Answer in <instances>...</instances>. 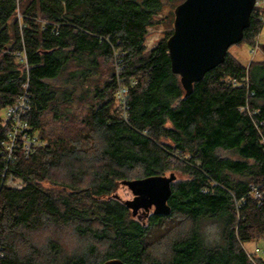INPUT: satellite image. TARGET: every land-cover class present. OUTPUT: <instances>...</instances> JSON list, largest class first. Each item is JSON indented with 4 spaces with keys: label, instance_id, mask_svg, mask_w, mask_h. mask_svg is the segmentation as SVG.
<instances>
[{
    "label": "trees",
    "instance_id": "16d2710c",
    "mask_svg": "<svg viewBox=\"0 0 264 264\" xmlns=\"http://www.w3.org/2000/svg\"><path fill=\"white\" fill-rule=\"evenodd\" d=\"M181 1L0 0V264H264L244 247L264 238V58L227 52L185 96L164 14ZM260 13L237 44L254 45ZM170 173L167 215L141 221L115 194Z\"/></svg>",
    "mask_w": 264,
    "mask_h": 264
},
{
    "label": "water",
    "instance_id": "95a60500",
    "mask_svg": "<svg viewBox=\"0 0 264 264\" xmlns=\"http://www.w3.org/2000/svg\"><path fill=\"white\" fill-rule=\"evenodd\" d=\"M256 0H183L173 9L172 33L166 39L171 72L179 77L185 96L206 72L221 64L230 46L239 43L250 24ZM175 174L150 175L124 181L131 198L123 204L132 216L167 215ZM101 264H127L111 258Z\"/></svg>",
    "mask_w": 264,
    "mask_h": 264
},
{
    "label": "rangeland",
    "instance_id": "374dc122",
    "mask_svg": "<svg viewBox=\"0 0 264 264\" xmlns=\"http://www.w3.org/2000/svg\"><path fill=\"white\" fill-rule=\"evenodd\" d=\"M175 7V6H174ZM172 8H167L164 11V14L168 16V19L171 18V29H172V22H173V9ZM170 11V12H169ZM171 13L172 15H169ZM166 19V20H168ZM169 24H160L159 26H150L148 27V32L145 40V47L147 49H150L156 41L164 36V33L168 30ZM256 40L259 43L258 49H256V52L252 54L251 49L256 45ZM254 45L252 46L249 43L242 42L241 44H234L230 46L228 49V52L235 56L241 63L243 64H248L251 59L257 60V59H263L264 58V48L262 47L264 44V24L258 33L257 37L255 38ZM218 155L223 156L224 153L221 150H218ZM168 175V174H167ZM10 181V180H9ZM10 184L12 186H17L19 187L18 181H10ZM115 194L119 197L120 200H126L131 198V193L128 190V188L124 185H119L118 188L115 191ZM146 217V216H145ZM145 217H141L139 220H143ZM178 221L172 220L167 222L165 225L166 227L169 228H174L175 230H169L171 234H174L176 232L183 233V228L184 230L188 228L189 222L188 221H181V223H177ZM208 225H213V231L209 233L207 231V226ZM179 229V230H178ZM168 230V229H166ZM200 230L202 233L205 235V238L208 240L210 243H215L218 240V227L214 223H210L207 220H203L200 223ZM244 247L245 249L252 254H255L257 256H264V238H259V239H251L250 241L244 242Z\"/></svg>",
    "mask_w": 264,
    "mask_h": 264
},
{
    "label": "built area",
    "instance_id": "2783aa9c",
    "mask_svg": "<svg viewBox=\"0 0 264 264\" xmlns=\"http://www.w3.org/2000/svg\"><path fill=\"white\" fill-rule=\"evenodd\" d=\"M261 6H264L263 1L262 0H256L254 7H261ZM260 18H261L262 26H263V24H264L263 13H260ZM255 43H256V45L251 49L252 54H254L256 52V49H258L259 43L257 42V40ZM125 93H126V90L124 88H122V86L118 87L117 98H118L123 109H125V107H126ZM26 107H27V105L25 104V99L22 98L18 103L14 104L13 106H9L7 108L6 115L12 114L17 119L18 118L17 116L19 115V113L22 112ZM16 121H18V120H16ZM25 148L28 149L29 144H26ZM256 195H258V194L256 193Z\"/></svg>",
    "mask_w": 264,
    "mask_h": 264
},
{
    "label": "clouds",
    "instance_id": "9594fccd",
    "mask_svg": "<svg viewBox=\"0 0 264 264\" xmlns=\"http://www.w3.org/2000/svg\"><path fill=\"white\" fill-rule=\"evenodd\" d=\"M213 228H214L213 225H208V226H207V231H208L209 233H211V232L213 231Z\"/></svg>",
    "mask_w": 264,
    "mask_h": 264
},
{
    "label": "flooded vegetation",
    "instance_id": "af4514ba",
    "mask_svg": "<svg viewBox=\"0 0 264 264\" xmlns=\"http://www.w3.org/2000/svg\"><path fill=\"white\" fill-rule=\"evenodd\" d=\"M153 208L154 207H151L150 210H149V213L153 211ZM143 216V214L141 215V217Z\"/></svg>",
    "mask_w": 264,
    "mask_h": 264
}]
</instances>
